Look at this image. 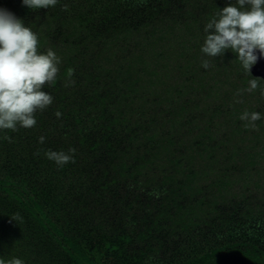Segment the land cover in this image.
I'll return each instance as SVG.
<instances>
[{"label": "trees", "instance_id": "obj_1", "mask_svg": "<svg viewBox=\"0 0 264 264\" xmlns=\"http://www.w3.org/2000/svg\"><path fill=\"white\" fill-rule=\"evenodd\" d=\"M89 2L92 0H57L54 7L30 10L22 6L21 0H0V8L14 13L37 33L40 51L52 49L61 58L56 82L45 86L54 98L50 110L61 115L53 116L50 127L37 126L45 142L38 143L37 136L23 140L22 134L0 131V261L15 256L25 264H179L178 258L187 253L188 260L182 264L192 259H198L199 264H264V202L256 210L248 208L243 215H233L239 211L233 207V217L229 212L223 229L202 236L187 218L190 208L181 204L183 191H179L189 187L195 174L190 172L181 180L178 174L174 176L178 170H166L184 156L174 148L180 136L176 127L181 116L179 120V115L175 116L158 134L161 141L157 147L152 140L154 133H137L134 129L140 122L138 113L150 116L151 108L161 106L159 100L166 103L177 92L187 93L193 88L186 90L179 80H163L159 73L169 67L167 62L175 56V45L180 42L172 15L178 13L182 20L192 16V9L182 7L191 0H107L97 11L92 8L95 3ZM131 13L135 19L138 16L139 22L129 20ZM92 22L98 24L94 26ZM73 73L75 83L67 80ZM183 76L188 78L186 73ZM82 79L90 84L88 88L99 85L100 80L111 86L104 85L89 94L85 93L88 88L79 93L66 90L72 84L81 86ZM155 85H160L162 94L153 89L151 100L134 99H140L142 91ZM214 89L205 93L220 96L226 103L224 95ZM76 93L81 96L76 99L77 106L71 108L69 103ZM95 106L104 109L107 124L101 126L110 130L103 140L105 148L101 151L100 144L93 141L94 132L77 130L76 135H85L78 136L79 143L85 146L80 151L82 156L74 151L73 161L57 167L45 157V151L74 149L70 140L59 139L64 126L70 121L79 125L81 117ZM160 111L154 112L157 117ZM203 114L202 120L207 119L204 126H188L189 137L204 140L214 125L225 126L224 121L228 125L223 114V121L217 124L213 121L217 115L208 116L206 109ZM136 116L138 120L131 126ZM184 147L180 145L186 152ZM128 152L133 162L126 161ZM93 158H100L97 164L101 168L106 160L111 166L101 175H93ZM78 159L85 164L79 165L78 177L66 183L65 176ZM155 163L162 169L163 178L158 183L146 175ZM208 171L211 166L207 165L202 172ZM121 180L128 187L123 194L114 187ZM211 185L223 193L228 190V182L223 179ZM10 187L16 189V194L27 189L33 199L27 205L21 204L9 194ZM101 211H106L104 218L97 214ZM13 215L21 218L18 224L11 220ZM97 220L109 224L110 229L98 226ZM154 257L158 259L154 261Z\"/></svg>", "mask_w": 264, "mask_h": 264}, {"label": "rangeland", "instance_id": "obj_2", "mask_svg": "<svg viewBox=\"0 0 264 264\" xmlns=\"http://www.w3.org/2000/svg\"><path fill=\"white\" fill-rule=\"evenodd\" d=\"M92 2L89 3L94 5L92 8H94V10L96 9V11L103 6V4L100 5L101 2L105 3V5L107 4V0H92ZM79 3L86 4L82 2ZM187 3L182 7L192 9L194 14L192 16L189 15V17L184 20L179 17L178 13L172 15L171 20L177 22L175 27L178 31L177 38H179L178 41L180 42L175 45V56H172L170 61L167 62L169 67L164 68L159 73L162 75L163 80L170 82L173 79L171 83L179 80L181 86L186 88V90L191 87L193 88L187 90V93L183 92L180 94L177 92L174 96H171L172 98L166 101V103L159 100V103H161L160 107H154V109L150 107L152 110V112H149L151 117L146 114L141 116L138 113L140 117V127L138 124L134 129L137 133L138 130L140 133H154L152 140L156 142L155 147H157L161 141V139L158 138V134L161 133L163 128L168 127L167 124L169 121L173 120L175 116L179 115L178 120L181 116L178 126L176 127L180 136L177 141H175L178 145H175L174 148L180 150L184 156L180 161L175 163L172 162L171 165L169 164V166H166V170L169 173L178 170L174 176L178 174L181 180L190 172L195 174V177H192L189 183V187H183L179 191H183L181 195V204L183 203L190 208L187 218L194 222L195 226L193 228L196 227L194 231L199 230L201 235L204 236L208 235L207 232L212 233L213 231H219L221 228L223 229L225 225L224 220L227 218L229 212L231 218L234 214L243 215L244 212L247 213L248 208L256 210L257 207L264 202V95H262V93H264V78L254 77L252 72L245 74L239 61L235 60V54L230 51L226 52L223 57H216L215 59L208 58L210 66L208 69H204L201 65L206 57L200 51L205 36L203 31L204 25L219 12V8L222 9L227 6L231 3V0H191L190 3ZM75 5L79 6L78 3H75ZM86 7L87 5L85 9ZM131 14L132 17H129V20L135 23L139 22L138 16L135 19V14ZM97 24L98 22H92L94 26ZM165 49V56H167L168 48ZM180 72L182 74H180ZM184 73L187 74L188 78L183 76ZM190 74H192L194 78ZM252 76L257 79L258 87L255 90L247 91L248 82L253 79ZM76 78L74 74L67 78V80H71L72 83H75L74 80H76ZM105 78H107V76L103 77V79ZM152 81L153 76L151 78V82ZM167 81L162 84H166ZM98 82H100L99 85L94 84V86L88 88L90 84L82 79L79 82L82 83L81 86L72 84L66 90L68 92L77 90L79 93L86 91L88 88L85 93L89 94L90 92L102 89L101 87L104 85H110L108 82L106 84L104 80ZM217 85H220L219 89H216ZM159 87L160 85H155L154 88H149L146 92L142 91L143 96L140 99L134 96V99L140 101H144L142 99H145V97L150 99L149 96L154 94V92H152L153 89L157 93L162 94L163 91L158 89ZM213 88H215L214 90H219L222 97L224 95L226 103L223 104L221 102L220 96L216 97L215 94L205 93ZM232 90L234 91L231 92ZM78 93L75 94L72 103H69L71 104V108L77 106L76 99H80L81 96L78 95ZM204 101L206 104L203 103ZM49 107L43 112L36 113L37 124L33 128H18L16 131H8L13 135L22 134L23 140L29 136H44V134L37 129V126L39 124H46L50 127L53 116H57ZM93 108L89 109L88 114L83 115V117L85 116L84 118L81 117L79 125L74 123V121L68 122L64 126L61 136L59 137V139L64 141L70 140L72 145H75L74 150L79 152L81 156L82 154L80 151L85 150V146L79 143L78 136L84 137L85 135H76L75 132L77 130L88 129L90 133L91 131L92 133L94 132L92 137L94 139L93 141L100 144L101 151L105 148L103 140L106 139L110 131H105L104 126H101L107 124V122L104 121V109H100L98 106L94 108H99L97 110ZM158 109L161 110L158 112L159 117L154 113ZM203 109L207 110L208 116H212L213 113L214 116L217 115L216 118L219 117L218 120L213 118L216 124L226 120L228 125L225 121V126L214 125L211 135L207 134L209 138H205L204 140H199L194 137L191 138L188 136V126H204V123L207 121L205 117L204 120H202V116L204 115ZM244 112H260L262 119L257 120L253 127L249 121L240 119V116ZM220 114H223V120H221ZM131 120V126H133L138 118L136 116ZM234 120H237L236 125L233 124ZM140 136H143V134ZM52 140H55V138ZM139 142L140 140H138V143ZM164 143L167 145L165 140ZM89 144H92L91 141H89ZM182 144L185 146L184 149L187 150L186 152L180 149V145L182 146ZM77 148H79V151ZM140 152H142L141 149ZM126 156V161L133 162L130 152L126 153ZM93 159L95 160L94 168H91L93 175H101L107 166H111L110 162L106 160L104 163L105 167L101 168V166L97 164V160L100 158ZM120 159L122 161L124 160V158ZM90 162L91 160L89 159V164ZM165 163H167V161ZM84 164L85 163L79 159L74 162L69 173L65 176L66 183L69 181L72 182L78 177L79 165ZM207 165L211 166V171L207 173L202 172ZM161 170L162 169L157 167V163H155L152 169H148L146 175L153 178V183H158L163 178L160 172ZM111 176H113L112 173L110 177ZM123 179L129 181L127 178ZM216 179H223L228 182V190L226 192H220L217 190V186L211 185ZM121 182L122 183L114 187L117 192L123 194L126 193L128 187L127 182L123 180H121ZM8 191L10 195L16 197V200L24 205L28 204L29 199H33V196H31L27 189L22 192L20 190L18 194L15 193L16 189L13 187L8 188ZM233 207H236L235 209L238 208L239 211L237 210L238 212H236L235 210L232 215L231 210ZM97 214L104 218L106 216V211L97 212ZM97 223H99L97 224L98 226H103L105 230L110 229V225L106 222L104 223L97 220ZM53 232L54 231H52L51 236ZM58 242L63 241L58 240ZM188 257L189 255L186 253L184 257L178 258L179 264L188 260ZM191 258L190 256V259ZM204 258H207V255H204ZM157 259L156 257L153 258L154 261ZM199 262L198 259H192L186 264H199Z\"/></svg>", "mask_w": 264, "mask_h": 264}, {"label": "clouds", "instance_id": "obj_3", "mask_svg": "<svg viewBox=\"0 0 264 264\" xmlns=\"http://www.w3.org/2000/svg\"><path fill=\"white\" fill-rule=\"evenodd\" d=\"M21 3L37 10L54 7L57 0H21ZM203 31L200 51L206 57L201 65L204 69L210 66L208 58L223 57L230 51L244 73H251L258 59L264 57V0H231L209 19ZM38 44L37 33L14 13L0 8V131L33 128L37 124L36 113L53 103L54 98L45 86L56 82L61 58L52 49L40 51ZM257 87V79L253 78L246 90ZM240 119L254 127L262 116L260 112H244ZM45 139L40 136L38 143L43 144ZM74 151L47 150L44 155L57 167H63L73 161ZM20 219L19 215L11 216L17 224ZM0 264H25V261L14 256Z\"/></svg>", "mask_w": 264, "mask_h": 264}, {"label": "water", "instance_id": "obj_4", "mask_svg": "<svg viewBox=\"0 0 264 264\" xmlns=\"http://www.w3.org/2000/svg\"><path fill=\"white\" fill-rule=\"evenodd\" d=\"M256 54L259 56L258 50ZM251 72L254 77L264 78V57L258 59L257 64L252 67Z\"/></svg>", "mask_w": 264, "mask_h": 264}]
</instances>
